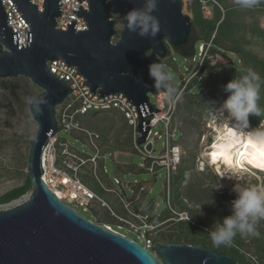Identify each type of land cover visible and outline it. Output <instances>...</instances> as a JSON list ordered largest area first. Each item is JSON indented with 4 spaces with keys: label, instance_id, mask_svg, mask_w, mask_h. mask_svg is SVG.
<instances>
[{
    "label": "rangeland",
    "instance_id": "rangeland-1",
    "mask_svg": "<svg viewBox=\"0 0 264 264\" xmlns=\"http://www.w3.org/2000/svg\"><path fill=\"white\" fill-rule=\"evenodd\" d=\"M183 9L191 16L201 41L196 46L195 58L190 56L187 60L177 52L163 59V64L174 73L181 99L177 102L174 125L167 128L160 123L154 131L161 137H151L150 142L156 148L154 156L159 157L160 163L144 160L135 150L132 127L119 111L90 112L82 117L83 126L99 134L94 142L103 156L95 164L88 163L80 169V179L119 215L136 224L140 220L133 217L131 211L158 215L160 225L154 232H135L130 224L118 219L99 201H93L87 210L76 203L72 206L85 217L111 225L143 245L145 240L139 237L142 233L152 234L165 243L191 242L212 247L208 230L231 215V201L236 196L232 187L236 181L222 179L224 186L214 189L220 179L204 155L215 134L209 125L213 122L220 126V121L225 119L226 112L221 114L227 96L224 86L249 68L261 77L259 105L264 108V4L244 10L235 7L232 0H184ZM112 18L116 20L117 29L113 40L117 41L124 23L118 13H112ZM226 21L228 24L219 29ZM209 24L215 25V29H206ZM40 91L41 88L25 76L0 79V196L24 184L28 176L29 149L37 123L26 98L31 100ZM150 97L155 101L154 93H150ZM249 119L252 127L260 123V117L250 116ZM58 137L85 156L96 154L85 131L61 128ZM173 145L180 149V159L169 169ZM166 170L174 171L169 176ZM251 171L240 173L239 176L245 177L238 182L264 186V171ZM116 177L121 178L120 184L116 183ZM105 187L116 188L119 196ZM141 187L144 189L140 190ZM29 194L2 203L0 208L14 206L26 200ZM257 230L261 233L259 238L237 234L231 246L216 249L228 251L238 264H264V220L258 223Z\"/></svg>",
    "mask_w": 264,
    "mask_h": 264
},
{
    "label": "water",
    "instance_id": "water-1",
    "mask_svg": "<svg viewBox=\"0 0 264 264\" xmlns=\"http://www.w3.org/2000/svg\"><path fill=\"white\" fill-rule=\"evenodd\" d=\"M87 1L89 9L80 6L75 11L87 28L77 31L76 19L66 30L56 27L61 0H44L43 11L31 0H13L30 26L27 40L31 43L24 47L0 0V79L25 76L41 88L29 103L37 123L27 166L31 190L26 200L0 208V264H238L232 254L198 244L155 240L148 248L85 217L43 179V153L59 130L57 106L71 93L70 85L51 71L48 61L63 59L75 65L93 92H124L139 110L137 141L143 144L151 129L150 119L143 117L158 109L150 103V93L157 90L148 75L149 65L163 63L169 56L168 44L184 52L187 43L195 50L199 42L193 20L184 12V0H158L154 14L161 30L155 38L128 31L123 19L144 0ZM112 13L120 14L124 23L117 41ZM146 148L153 150L152 142Z\"/></svg>",
    "mask_w": 264,
    "mask_h": 264
},
{
    "label": "built area",
    "instance_id": "built-area-1",
    "mask_svg": "<svg viewBox=\"0 0 264 264\" xmlns=\"http://www.w3.org/2000/svg\"><path fill=\"white\" fill-rule=\"evenodd\" d=\"M31 1L38 4L39 11H43L44 0ZM61 2V15L57 17L56 27L58 29L66 30L68 23H70L73 19H76V30H86V21H84L82 16L77 15L75 11L78 10L80 6L84 9H89L88 1L61 0ZM2 3L8 14L9 25L12 27L13 31L18 32L20 39L19 42H21L25 47L28 42L31 43L30 40H27V31L30 30L29 24L19 13L13 0H2ZM193 57L195 58V55ZM48 65L53 73L67 81L71 87V93L60 105L57 106L59 130L62 128L68 131H85L96 149V154L93 156H85L81 154L68 141L60 140L57 132L56 134L51 135L48 145L43 153V164L45 170L42 176L43 179L50 188L54 186L52 189L57 194L58 192L61 193V195L58 194V196L71 206L73 203H76L77 205L82 206L84 210H87L88 206H90L93 201H99L102 205L109 207L118 219L130 224L135 232H139L141 230H144L145 232H154L160 225L161 221L158 215L153 217L147 214H138L137 212H132L141 221L140 224H136L135 222L118 215L110 207L107 201L96 194V192L86 187L84 182L78 176L80 169H82L88 163L95 164L96 160L103 156L101 154L100 148L94 142L95 139L100 137L99 134L96 132H91L85 128L82 124V117L86 116L90 112L118 110L124 116L128 125L132 127V139L134 142V148L137 150V152L144 160L149 159L156 164H159V157L157 156L155 158L156 148L154 150H148L146 145L151 141V137L153 135H158L161 137V134L158 131H154V129L160 123L164 124L167 128H169L171 124L174 125L173 119L175 117L177 103L174 107L170 108L165 102L162 92H157L155 94V101H152L150 97L151 104H153L158 109L152 111V114L145 115L143 117V119H150L149 125H151V129L147 136L146 142L140 144L137 141L138 137L141 135L139 130H137L141 122L139 110L135 103L132 102L124 92L108 93L104 95H101L98 90L93 92L90 90L91 87L89 85L84 84L85 77L78 73L77 67L72 64H66L63 59L48 61ZM170 149V156L172 160L170 163H168L169 169L174 166L177 159H180V151L178 146L173 145ZM44 156L46 159H44ZM150 171H152V173L157 172V170ZM166 171L170 176L174 170ZM115 180L116 183H121L120 178L116 177ZM82 189H85L88 194H83L81 191ZM105 189L109 191H115L119 196L116 188L105 187ZM143 189V187L140 188V190ZM124 204L126 205V203ZM127 208H129V206H127ZM104 225L110 229L121 232L117 229H114L111 225ZM139 237L144 238L145 246L148 248H151L153 242L155 241V237L152 234H150V236H145V234L142 233L139 235Z\"/></svg>",
    "mask_w": 264,
    "mask_h": 264
},
{
    "label": "clouds",
    "instance_id": "clouds-1",
    "mask_svg": "<svg viewBox=\"0 0 264 264\" xmlns=\"http://www.w3.org/2000/svg\"><path fill=\"white\" fill-rule=\"evenodd\" d=\"M232 3L239 9L249 10L264 4V0H232ZM157 10L158 0H144L142 6L133 7L123 15L126 29L140 37L155 38L161 30L160 20L154 14ZM148 75L153 80L157 92L163 93L167 105L174 107L181 99L175 87L174 73L163 63L153 62L149 65ZM224 91L227 96L221 114L226 112V116L220 121V142L209 153L208 164L220 179L214 189L218 190L224 186L222 179H233L236 183L232 191L236 196L231 201V215L225 216L222 223H216L215 227L208 230L214 248L231 246L237 234L259 238L261 233L257 230V225L264 220V186H246L237 179L245 165L264 170V108L259 105L261 77L249 68L228 81ZM26 103L32 101L26 98ZM36 111L39 112L40 109L37 107ZM250 116L260 117L258 126L250 125ZM132 216L136 217L133 213Z\"/></svg>",
    "mask_w": 264,
    "mask_h": 264
},
{
    "label": "trees",
    "instance_id": "trees-1",
    "mask_svg": "<svg viewBox=\"0 0 264 264\" xmlns=\"http://www.w3.org/2000/svg\"><path fill=\"white\" fill-rule=\"evenodd\" d=\"M227 24H228V21L222 22L218 26V28L219 29H223ZM193 28H195L194 22H193ZM206 29H208L209 31H212V30L215 29V25L209 24V25H207V28ZM215 41H217V40H215ZM30 190H31V181H30V178L27 176L24 184H22L20 186H17V187H15V188L7 191L6 193H4V194H2L0 196V204H2V203H8V202H11V201H13L15 199H18L21 196H23L24 194H26L27 192H29ZM189 243H191V242H189Z\"/></svg>",
    "mask_w": 264,
    "mask_h": 264
},
{
    "label": "bare ground",
    "instance_id": "bare-ground-1",
    "mask_svg": "<svg viewBox=\"0 0 264 264\" xmlns=\"http://www.w3.org/2000/svg\"><path fill=\"white\" fill-rule=\"evenodd\" d=\"M209 126H212V129H213V131H214V138L212 139V141L209 143V146H208V150H205V152H204V155H206L207 157V159L205 160L206 162L209 160V153L214 149V147L220 142L219 141V136L222 134V130H220V126L219 125H217V124H215L214 125V123L212 122ZM179 151H180V149H179ZM44 159H46L45 158V156H44ZM206 162L204 163H202L203 165L204 164H206ZM251 169H256V168H254V167H252V166H250V165H245L244 166V170L243 171H241L240 173H247V172H252L251 171ZM262 171H264V170H262ZM240 175V174H239ZM245 176H238V180L239 179H241V178H244ZM229 180H233V179H229ZM66 181H68V180H66ZM228 181V180H227ZM232 182V181H231ZM230 184V183H229ZM54 186H52V188H53ZM82 191V193L84 194H88L87 193V191L85 190V189H82L81 190ZM58 194L59 195H61V193H59L58 192ZM18 202H20V201H18Z\"/></svg>",
    "mask_w": 264,
    "mask_h": 264
},
{
    "label": "flooded vegetation",
    "instance_id": "flooded-vegetation-1",
    "mask_svg": "<svg viewBox=\"0 0 264 264\" xmlns=\"http://www.w3.org/2000/svg\"><path fill=\"white\" fill-rule=\"evenodd\" d=\"M168 46H169V55H171V53H177V52H179V51H177L176 50V47H174V46H171V45H169L168 44ZM185 47L186 48H184V52L186 53V54H184V52L183 51H180L179 53H181L182 55H184L185 56V58L188 60V58L191 56V55H194L195 54V50H196V48H195V50H193V49H190L189 48V46H188V43L185 45ZM203 246V245H202ZM206 247H208V246H206ZM212 248V247H211ZM216 249V248H215ZM219 252H228V251H226V250H222V249H217ZM229 253V252H228Z\"/></svg>",
    "mask_w": 264,
    "mask_h": 264
},
{
    "label": "crops",
    "instance_id": "crops-1",
    "mask_svg": "<svg viewBox=\"0 0 264 264\" xmlns=\"http://www.w3.org/2000/svg\"><path fill=\"white\" fill-rule=\"evenodd\" d=\"M118 214V213H117Z\"/></svg>",
    "mask_w": 264,
    "mask_h": 264
}]
</instances>
